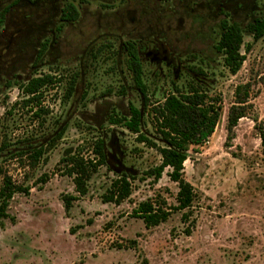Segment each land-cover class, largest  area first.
Listing matches in <instances>:
<instances>
[{"label": "rangeland", "instance_id": "1", "mask_svg": "<svg viewBox=\"0 0 264 264\" xmlns=\"http://www.w3.org/2000/svg\"><path fill=\"white\" fill-rule=\"evenodd\" d=\"M169 7L171 3L165 5ZM107 13L101 12V28L98 17L87 14L82 23L64 27L52 64L46 55L45 65L34 73L23 68L0 82V165L17 186L30 188L29 195H14L9 217L0 225V264H264V154L255 129L256 121L264 125V37L254 41L245 31L241 52L246 60L232 75L216 50L219 29L213 20L211 39L197 43L195 54L182 56L185 69L176 79L165 66L143 64L149 100L144 110L126 56L119 59L118 41L106 36L118 34L120 22L111 23L115 29L106 23L118 15ZM27 15L22 27L32 25ZM165 25L167 40L174 41ZM24 35L23 43L32 37ZM35 73L61 79L43 89L41 106L47 112L39 118L32 105L24 107L21 89ZM74 76V92L67 99ZM175 86L183 92L194 86L221 97L222 116L214 134L192 147L185 162V179L196 193L186 211L188 221L183 222V212H172L167 222L146 228L133 217L134 209L148 199L175 206L177 184L169 179V170L158 182L147 177L146 171L161 163L158 149L110 120L129 117L134 104L143 112L142 131L161 146L151 109ZM239 99L246 101L247 115L228 142V113ZM98 138L105 143L106 164L89 180L87 195L78 196L72 178L62 174L61 160L68 152L91 157ZM42 145L44 155L34 162L33 151ZM44 175L46 182H39ZM121 175L135 178L132 195L119 205L105 202L112 181ZM63 195L79 198L69 213Z\"/></svg>", "mask_w": 264, "mask_h": 264}, {"label": "trees", "instance_id": "2", "mask_svg": "<svg viewBox=\"0 0 264 264\" xmlns=\"http://www.w3.org/2000/svg\"><path fill=\"white\" fill-rule=\"evenodd\" d=\"M70 19L75 20L77 13L68 11ZM2 20L0 18V25ZM249 30L254 41H259L264 37V20L257 22V25H251ZM243 35L237 25L224 28L221 39L217 45V50L223 55V65L232 74L236 75L246 60L241 52L243 47ZM132 58L129 61L128 69L132 74L135 87L142 97L143 109L149 106L148 88L144 82V71L137 58L135 51H132ZM74 76L67 92L69 99L74 92ZM53 74H43L31 78L27 83L21 86L22 94L25 96L24 107H29L33 116L39 118L41 114L47 112L41 106L42 91L45 88L52 87L60 82ZM176 85V84H175ZM245 100L236 101L228 113L227 118V141L233 140L234 129L240 119L246 117L247 111ZM222 99L218 96H210L206 92L190 86L188 91L183 92L177 86L174 92L164 97L161 103L151 109L153 114L154 127L157 135L162 142L161 146L150 139L143 131V112L134 104L129 105V117H112V125H120L130 133L137 136V141L144 143L152 148H157L161 163L146 171L145 175L158 182L166 170L169 179L177 184L176 205L167 207L165 202L159 203L157 200L148 199L139 203L133 211V217L141 219L146 228L157 227L167 222L172 212H183L182 220L187 222L190 210L196 198L193 186L185 179V162L188 159L189 150L192 147H198L205 144L214 134L222 116ZM255 129L261 139L262 152L264 154V125L256 121ZM59 133L56 138H60ZM44 145L35 148L31 156L34 162H38L44 155ZM91 157L87 158L78 153L68 152L62 163L64 169L62 174L72 178L75 191L78 196H85L88 193V182L91 177L97 173L98 169L106 164L105 143L103 139L98 138L92 143ZM135 178L127 175L116 177L103 200L116 205L130 198L132 195V180ZM47 175L42 176L39 182L45 183ZM30 188L17 186L5 169L0 165V225L3 220L9 217L8 208L10 202L16 194L29 195ZM79 198L75 195H63L62 203L64 210L69 213L73 204ZM186 234H190L187 230Z\"/></svg>", "mask_w": 264, "mask_h": 264}, {"label": "flooded vegetation", "instance_id": "3", "mask_svg": "<svg viewBox=\"0 0 264 264\" xmlns=\"http://www.w3.org/2000/svg\"><path fill=\"white\" fill-rule=\"evenodd\" d=\"M170 3V9H166L165 5ZM68 11L76 12L77 18L70 19ZM101 12L118 15L116 21L106 22L112 29V22H120L118 34L107 33L106 36L118 41L117 56L119 59L121 54L126 56L127 69L135 51L142 68L145 62L157 68L165 66L176 79L185 69L182 56L195 54L197 43L211 39L216 31L211 24L213 20L219 29V41L224 28L233 25L240 28L244 37L246 30L251 34V25L264 20V0H0V82L4 77L17 75L23 68L34 73L40 65H45L42 60L46 55H50L52 64L63 28L82 23L86 14L98 17L101 28L104 23ZM28 13L32 25L22 27L21 22L25 21L22 16ZM236 17H242L244 22ZM170 23L174 27H170ZM163 25L174 33V41L167 40L171 37L165 33ZM24 34L32 36L25 43L21 42ZM6 85L10 83L6 81Z\"/></svg>", "mask_w": 264, "mask_h": 264}]
</instances>
